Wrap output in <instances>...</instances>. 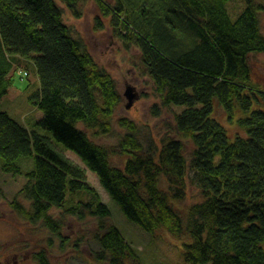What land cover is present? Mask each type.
<instances>
[{
	"label": "trees",
	"instance_id": "1",
	"mask_svg": "<svg viewBox=\"0 0 264 264\" xmlns=\"http://www.w3.org/2000/svg\"><path fill=\"white\" fill-rule=\"evenodd\" d=\"M86 1L0 0V168L26 178L21 195L29 204L14 202L19 215L42 223L63 247L52 209L96 220L97 261L138 258L86 170L62 147L97 176L129 221L182 240L186 264H264V85L253 81L250 63L264 53V2L243 0L233 19L243 6L232 12V0H94L115 35L139 49L162 107L180 108L173 136L158 143L123 117L117 121L125 134L111 146L99 140L114 130L117 82L63 19V7L80 18ZM32 65L39 85L29 102L43 117L28 128L1 101L15 72L24 68L28 77ZM217 109L242 133L231 134ZM113 154L126 157L123 167L112 163ZM28 159L33 168L24 172ZM188 181L201 199L182 210L177 203L186 199ZM33 261L51 263L45 249Z\"/></svg>",
	"mask_w": 264,
	"mask_h": 264
},
{
	"label": "rangeland",
	"instance_id": "2",
	"mask_svg": "<svg viewBox=\"0 0 264 264\" xmlns=\"http://www.w3.org/2000/svg\"><path fill=\"white\" fill-rule=\"evenodd\" d=\"M107 1L112 6L115 5V0ZM261 1L264 2V0ZM244 6L243 0H232L227 5L234 13L242 7L237 15L231 14L233 19L242 13ZM63 8L65 23L72 29L76 37L82 39L95 61L110 72L117 82L122 96V102L115 113L113 132L99 141L106 145H116L119 136L125 134V130L117 121L123 117L136 122L142 136H152L158 143L166 136H173L175 134L173 131L174 116L180 108L162 107L160 98L155 91L154 82L148 76L143 64L139 49L115 35L110 22L111 18L102 17L94 0L81 2L82 16L80 18H75L68 9ZM261 16L264 32V12ZM97 18H100L102 28L97 24ZM250 63L253 81L264 85V53L253 55ZM29 69L28 77L25 76L24 68L15 72L13 84L1 101V109L26 127L31 128L34 121L41 119L43 114L29 102L30 96L35 92L34 89L39 85L35 66L32 65ZM127 85L135 87L139 93V98L133 102L129 109L126 108L128 100L124 96ZM156 105L159 106L158 113L154 110ZM216 115L226 123L231 134L242 133L243 130L239 126L233 123L228 124L225 112L217 109ZM34 127L38 131L41 130L35 125ZM187 144L190 145L189 142ZM190 146H187V152H190ZM59 150L86 170L88 183L98 191L102 201L108 204L111 209L112 218L110 221L120 229L125 239L135 248L138 258L133 261L129 260L128 264H186L183 259L184 244L182 240L166 231H159L154 235L148 234L137 224L129 221L122 214L118 205L110 199L97 176L87 169L80 158L62 147H59ZM33 160L21 161L24 172L33 168ZM111 161L114 165L123 167L126 157L113 154ZM25 182L24 174L14 176L2 172L0 168V261L3 264H34V252L45 249L49 253L50 264H107L97 261L94 257V253L100 251V246L93 237L97 226L96 220L81 221L66 214L64 210L52 209L50 214L62 222L61 234L63 240H67L63 247L61 246L63 242L55 238V235L42 223L32 225L27 222L25 217L19 215L14 202L22 203L24 207H28L29 204L21 195V189ZM187 194L184 201L177 203L182 210H186L191 204L201 199L199 190L189 181ZM78 200V196L71 197L69 203L76 205ZM51 239L52 245H50Z\"/></svg>",
	"mask_w": 264,
	"mask_h": 264
},
{
	"label": "water",
	"instance_id": "3",
	"mask_svg": "<svg viewBox=\"0 0 264 264\" xmlns=\"http://www.w3.org/2000/svg\"><path fill=\"white\" fill-rule=\"evenodd\" d=\"M124 96L126 97V99L128 100V103L126 105V108H131L133 105V102L139 98V93L136 91V88L131 86V85H127V89L124 93ZM0 264H3L0 261Z\"/></svg>",
	"mask_w": 264,
	"mask_h": 264
}]
</instances>
